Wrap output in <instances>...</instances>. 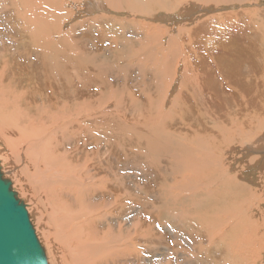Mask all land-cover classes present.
I'll return each instance as SVG.
<instances>
[{
  "label": "bare ground",
  "instance_id": "obj_1",
  "mask_svg": "<svg viewBox=\"0 0 264 264\" xmlns=\"http://www.w3.org/2000/svg\"><path fill=\"white\" fill-rule=\"evenodd\" d=\"M0 171L49 264H264V0H0Z\"/></svg>",
  "mask_w": 264,
  "mask_h": 264
},
{
  "label": "water",
  "instance_id": "obj_2",
  "mask_svg": "<svg viewBox=\"0 0 264 264\" xmlns=\"http://www.w3.org/2000/svg\"><path fill=\"white\" fill-rule=\"evenodd\" d=\"M0 264H49L22 200L1 171Z\"/></svg>",
  "mask_w": 264,
  "mask_h": 264
}]
</instances>
